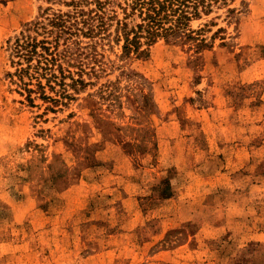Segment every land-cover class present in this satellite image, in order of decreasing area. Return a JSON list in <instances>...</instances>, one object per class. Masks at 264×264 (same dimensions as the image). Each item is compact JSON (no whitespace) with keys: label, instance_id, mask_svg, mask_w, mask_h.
Masks as SVG:
<instances>
[{"label":"rangeland","instance_id":"1","mask_svg":"<svg viewBox=\"0 0 264 264\" xmlns=\"http://www.w3.org/2000/svg\"><path fill=\"white\" fill-rule=\"evenodd\" d=\"M48 7L66 10L0 0V264H264V0L193 20L199 60L98 41L52 109L5 76L7 41Z\"/></svg>","mask_w":264,"mask_h":264},{"label":"trees","instance_id":"2","mask_svg":"<svg viewBox=\"0 0 264 264\" xmlns=\"http://www.w3.org/2000/svg\"><path fill=\"white\" fill-rule=\"evenodd\" d=\"M46 1L66 10L46 8L40 20L25 24L12 43L7 41L13 72L5 76L19 94H26L29 103L35 94L52 109L62 104V99H72L67 89L78 92L86 86L83 59L89 46L107 39L109 47L120 45L121 57L131 60L144 56L148 47L163 40L170 45L189 44L199 60L198 55L211 50L212 45L202 38L201 30H192L190 23L209 14L213 5L227 6L233 0H126L124 7H119L121 18L115 0ZM128 19L136 22L130 25ZM82 39L88 40L86 45ZM160 185V197L171 196L169 178Z\"/></svg>","mask_w":264,"mask_h":264}]
</instances>
